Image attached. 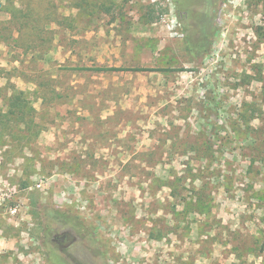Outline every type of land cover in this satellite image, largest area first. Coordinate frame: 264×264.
<instances>
[{
	"label": "rangeland",
	"instance_id": "374dc122",
	"mask_svg": "<svg viewBox=\"0 0 264 264\" xmlns=\"http://www.w3.org/2000/svg\"><path fill=\"white\" fill-rule=\"evenodd\" d=\"M175 1L0 0V264H264V0Z\"/></svg>",
	"mask_w": 264,
	"mask_h": 264
},
{
	"label": "trees",
	"instance_id": "16d2710c",
	"mask_svg": "<svg viewBox=\"0 0 264 264\" xmlns=\"http://www.w3.org/2000/svg\"><path fill=\"white\" fill-rule=\"evenodd\" d=\"M176 1H178V3ZM176 1H175V9L177 11L178 17L183 18L188 12H190V9L187 6L189 2L188 1L186 2V0H176ZM212 1L213 0H201V2L205 5L207 4V6L211 5L210 2L212 3ZM16 12L18 13L20 17H25V22L30 26L29 28L34 30L32 36H35V35L40 36L39 33L47 32L46 30L47 27H46L45 22H42V17L38 15H33L31 11H28L27 13H22L21 10L16 9ZM195 15L197 19L199 20L198 26L200 30V38L198 39L197 42H194V44H192L191 41H187L186 50L189 54H192V52H197L201 56H203L204 54L209 52V49L211 46V37L215 34V31H214L215 28L209 22L206 21V16H208V11H206V9H201L200 11H197ZM114 70H117V69L115 68ZM195 147L198 148L200 152L202 153H206V152L208 153V150H209L208 144L205 145L203 142H201V143H197V145L195 144ZM59 212L60 211L58 209H52L51 211L48 212V218H49L48 220H50L49 223L51 222L54 225V222L57 221L61 225L67 226L75 230L76 232H78L79 228L82 226L76 224L72 220V218H70L69 216L61 215L62 218H60ZM61 260L62 259H58V258L55 259V261H57L58 264H64L63 263L64 261H61Z\"/></svg>",
	"mask_w": 264,
	"mask_h": 264
},
{
	"label": "flooded vegetation",
	"instance_id": "af4514ba",
	"mask_svg": "<svg viewBox=\"0 0 264 264\" xmlns=\"http://www.w3.org/2000/svg\"><path fill=\"white\" fill-rule=\"evenodd\" d=\"M59 227L61 226L56 227V231L59 230ZM63 227L68 230H71V228L67 226H63ZM69 232L70 231H67V230L66 231L61 230V232L60 231L56 232L52 237L53 243L57 244L61 249L69 247L76 240V236L72 237Z\"/></svg>",
	"mask_w": 264,
	"mask_h": 264
}]
</instances>
